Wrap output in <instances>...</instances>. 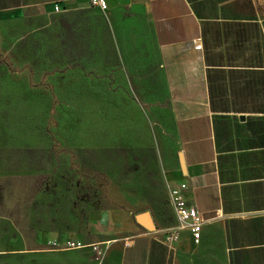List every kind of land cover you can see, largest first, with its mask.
Returning <instances> with one entry per match:
<instances>
[{
	"label": "rangeland",
	"instance_id": "374dc122",
	"mask_svg": "<svg viewBox=\"0 0 264 264\" xmlns=\"http://www.w3.org/2000/svg\"><path fill=\"white\" fill-rule=\"evenodd\" d=\"M118 16L0 23V264H39L23 256L50 245L47 232L81 242L90 209L169 215L158 53L145 19Z\"/></svg>",
	"mask_w": 264,
	"mask_h": 264
},
{
	"label": "crops",
	"instance_id": "0c3cea01",
	"mask_svg": "<svg viewBox=\"0 0 264 264\" xmlns=\"http://www.w3.org/2000/svg\"><path fill=\"white\" fill-rule=\"evenodd\" d=\"M105 3L110 17L150 24L173 128L166 187L185 183L186 202L206 222L198 244L183 232L168 247L163 233L175 225L168 197L165 220L144 210L152 232L134 221L143 211L90 209L84 248L41 245L23 258L39 264H264V0ZM87 7L88 0H0V23ZM45 239L57 236L47 232Z\"/></svg>",
	"mask_w": 264,
	"mask_h": 264
},
{
	"label": "built area",
	"instance_id": "2783aa9c",
	"mask_svg": "<svg viewBox=\"0 0 264 264\" xmlns=\"http://www.w3.org/2000/svg\"><path fill=\"white\" fill-rule=\"evenodd\" d=\"M88 7L100 13H104L107 8L105 0H88ZM57 11L58 9L55 7L54 12ZM194 48L200 49V45H194ZM185 190V183H178L174 186L167 185L168 202L175 217V225L163 233V243L168 247H171V244H173L183 232L190 235L193 244H198L201 229L206 222L201 215L186 202L183 196ZM49 243L52 246L61 245V248L64 250L81 249L85 247L79 240L71 238L64 239L61 244L57 243L56 240ZM90 247L93 252L99 254L94 245H90ZM94 259L97 260L98 257Z\"/></svg>",
	"mask_w": 264,
	"mask_h": 264
},
{
	"label": "water",
	"instance_id": "95a60500",
	"mask_svg": "<svg viewBox=\"0 0 264 264\" xmlns=\"http://www.w3.org/2000/svg\"><path fill=\"white\" fill-rule=\"evenodd\" d=\"M177 159H178L180 172L182 175H184L185 168H184V163H183L181 153L177 154ZM133 218H134L135 223L141 228H143L144 230H146L147 232L154 231V225L152 222V218L148 211H143L138 214H135Z\"/></svg>",
	"mask_w": 264,
	"mask_h": 264
},
{
	"label": "trees",
	"instance_id": "16d2710c",
	"mask_svg": "<svg viewBox=\"0 0 264 264\" xmlns=\"http://www.w3.org/2000/svg\"><path fill=\"white\" fill-rule=\"evenodd\" d=\"M90 9V8H89ZM90 10H92V9H90ZM93 12H95V13H100V12H97V11H94V10H92Z\"/></svg>",
	"mask_w": 264,
	"mask_h": 264
}]
</instances>
